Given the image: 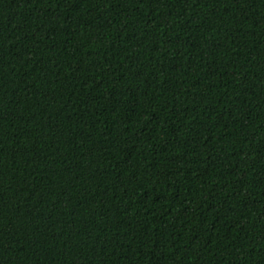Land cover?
I'll return each instance as SVG.
<instances>
[{
  "label": "trees",
  "instance_id": "1",
  "mask_svg": "<svg viewBox=\"0 0 264 264\" xmlns=\"http://www.w3.org/2000/svg\"><path fill=\"white\" fill-rule=\"evenodd\" d=\"M0 264H264V0H0Z\"/></svg>",
  "mask_w": 264,
  "mask_h": 264
}]
</instances>
